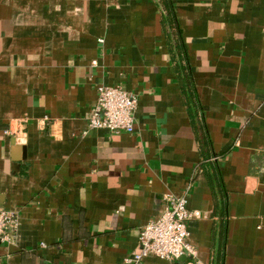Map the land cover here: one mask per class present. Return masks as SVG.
Listing matches in <instances>:
<instances>
[{
	"label": "crops",
	"instance_id": "obj_1",
	"mask_svg": "<svg viewBox=\"0 0 264 264\" xmlns=\"http://www.w3.org/2000/svg\"><path fill=\"white\" fill-rule=\"evenodd\" d=\"M98 85L133 133L87 128ZM167 196L170 264H264V0H0V264H126Z\"/></svg>",
	"mask_w": 264,
	"mask_h": 264
},
{
	"label": "built area",
	"instance_id": "obj_2",
	"mask_svg": "<svg viewBox=\"0 0 264 264\" xmlns=\"http://www.w3.org/2000/svg\"><path fill=\"white\" fill-rule=\"evenodd\" d=\"M92 65L96 63L93 61ZM96 93L87 128L110 134L133 133L138 97L119 87L104 85H98ZM17 132V129L8 130L4 131V135L11 137ZM164 200L166 205L160 215L140 230L137 250L126 258V264H140L148 256H154L167 264L184 256L196 258L194 247L187 241V224L197 214L188 211L186 197L167 196ZM17 224L13 213L0 208V244L13 243Z\"/></svg>",
	"mask_w": 264,
	"mask_h": 264
}]
</instances>
